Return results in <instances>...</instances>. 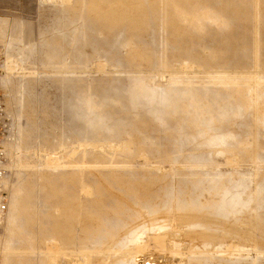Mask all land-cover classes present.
Here are the masks:
<instances>
[{"label":"rangeland","instance_id":"374dc122","mask_svg":"<svg viewBox=\"0 0 264 264\" xmlns=\"http://www.w3.org/2000/svg\"><path fill=\"white\" fill-rule=\"evenodd\" d=\"M0 59V264H264V0H0Z\"/></svg>","mask_w":264,"mask_h":264},{"label":"built area","instance_id":"2783aa9c","mask_svg":"<svg viewBox=\"0 0 264 264\" xmlns=\"http://www.w3.org/2000/svg\"><path fill=\"white\" fill-rule=\"evenodd\" d=\"M3 83V69L0 59V239L3 236L4 223L8 215V179H9V161L6 143L4 142V133L8 121V113L4 101L1 86Z\"/></svg>","mask_w":264,"mask_h":264},{"label":"bare ground","instance_id":"6f19581e","mask_svg":"<svg viewBox=\"0 0 264 264\" xmlns=\"http://www.w3.org/2000/svg\"><path fill=\"white\" fill-rule=\"evenodd\" d=\"M178 9H179V8H178ZM136 37H137V36H136ZM138 37L140 38V36H138ZM134 38H135V37H134ZM140 39H141V38H140ZM138 40H139V39H138ZM121 43H122V42H121ZM124 43H125V42H124ZM211 51H212V50H211ZM137 84H138V83H137ZM138 87H140V86H138ZM127 88H128V87H127ZM141 88H143V87H141ZM118 89H119V88H118ZM136 89H138V88H136ZM121 90H122V89H121ZM132 91H133V90H132ZM140 91H142V89H140ZM154 91H155V90H154ZM121 92H125V91H121ZM149 92H150V91H149ZM176 92H177V90H176ZM139 93H140V92H139ZM141 93H143V92H141ZM144 93H145V92H144ZM152 93H153V92H152ZM154 93H156V92H154ZM159 93H160V91H159ZM179 93H180V91H179ZM81 94H82V93H81ZM89 94H90V93H89ZM104 94H105V93H104ZM146 94H147V92H146ZM156 94H157V93H156ZM192 94H193V93H192ZM195 94H196V93H195ZM87 95H88V94H87ZM87 95H86V96H87ZM124 95H126V93H124ZM147 95H148V94H147ZM147 95H145L146 98H148ZM153 95H154V94H153ZM177 95H178V94H177ZM186 95H187V98H188V95H189V94L186 93ZM235 95H236V94H235ZM115 96H116V95H115ZM138 96H139V95H138ZM145 96H144V97H145ZM150 96H151V95H150ZM157 96H158V95H156L155 97H157ZM173 96H174V95H173ZM192 96H193V95H192ZM192 96H191L190 98H192ZM204 96H205V95H204ZM88 97H89V96H88ZM97 97H98V95H97ZM118 97H121V96H118ZM123 97H124V96H122V98H123ZM128 97H129V96H128ZM128 97H127V98H128ZM162 97H163V95H162ZM170 97H171V95H170ZM175 97H176V96H175ZM193 97H194V96H193ZM112 98H113V97H112ZM133 98H134V97H133ZM141 98H142V97H141ZM153 98H154V97H153ZM164 98H165V97H164ZM164 98H163V99H164ZM183 98H185V97H183ZM196 98H197V97H196ZM90 99H91V97H90ZM93 99H94V98H93ZM125 99H126V98H125ZM130 99H131V98H130ZM135 99H136V98H135ZM157 99H159V97H158ZM160 99H161V98H160ZM167 99H168V98H167ZM181 99H182V98H181ZM188 99H189V98H188ZM204 99H205V98H204ZM210 99H212V98H210ZM100 100H101V99H100ZM109 100H110V99H109ZM145 100H146V99H145ZM165 100H166V98H165ZM165 100H164V101H165ZM192 100H193V98H192ZM115 101H116V100H115ZM117 101H118V100H117ZM122 101H123V100H122ZM124 101H125V100H124ZM142 101H143V100H142ZM146 101H147V100H146ZM148 101H149V100H148ZM148 101H147V102H148ZM157 101H160V100H157ZM177 101H179V100H177ZM177 101H176V102H177ZM187 101H188V100H187ZM193 101H194V100H193ZM195 101H196V100H195ZM197 101H198V99H197ZM207 101H208V100H207ZM101 102H102V100H101ZM151 102H153V101H151ZM155 102H156V100H155ZM166 102H167V100H166ZM170 102H171V101H170ZM199 102H200V100H199ZM91 103H92V102L89 101L88 99L83 98V97H80V98H78V100H77V104H76V105L73 104V106L71 107V110H72L71 113H72L74 110H76V109H77V110H84V109L87 110V109H89V108H92ZM95 103H96V102H95ZM131 103H132V102H131ZM200 103H202V102H200ZM216 103H217V102H216ZM226 103H227V102H226ZM229 103H230V102H229ZM238 103H239V102H238ZM93 104H94V102H93ZM100 104H101V103H100ZM127 104H128V103H127ZM159 104H160V103H159ZM162 104H163V103H162ZM168 104H169V103H168ZM191 104H192V102H191ZM194 104H196V103H194ZM206 104H208V103H206ZM97 105H98V104H97ZM129 105H130V103H129ZM137 105H138V104H137ZM153 105H156V106H157V103H156V104H153ZM153 105H152V107H153ZM188 105H189V104H188ZM197 105H199V103H197ZM211 105H212V104H211ZM211 105H210V106H211ZM215 105H216V104H215ZM74 106H75V107H74ZM98 106H100V105H98ZM140 106H141V105H140ZM162 106H163V105H162ZM164 106H165V104H164ZM193 106H194V105H192V108H191V109H193ZM200 106H201V104H200ZM203 106H204V104H203ZM223 106H224V105H223ZM223 106H222V107H223ZM126 107H127V106H126ZM130 107H131V106H130ZM136 107H137V106H136ZM143 107H144V106H143ZM146 107H147V106H146ZM154 107H155V106H154ZM154 107H153V108H154ZM158 107H159V106H157V108H156V107H155V108L158 109ZM224 107H225V106H224ZM100 108H101V107H100ZM150 108H151V107H150ZM153 108H152V109H153ZM173 108H175V107H173ZM195 108H196V107H195ZM197 108H198V107H197ZM202 108H203V107H202ZM209 108H210V107H209ZM98 109H99V108H98ZM186 109H187V108H186ZM198 109L200 110V108H198ZM203 109H204V108H203ZM206 109H207V108H206ZM210 109H213V108H210ZM210 109H209V110H210ZM220 109H221V108H220ZM226 109H227V108H226ZM226 109H225V110H226ZM234 109H235V108H234ZM77 110H76V111H77ZM96 110H97V109H96ZM96 110H93V111H96ZM115 110H116V109H115ZM195 110H196V109H195ZM199 110H198V111H199ZM209 110H208V111H209ZM90 111H92V110L90 109ZM151 111H152V110H151ZM162 111H163V110H162ZM178 111H179V110H178ZM216 111H217V110H216ZM218 111L220 112V110H218ZM74 112H75V111H74ZM78 112H79V111H78ZM78 112H77V113H78ZM156 112H157V111H156ZM194 112H195V111H194ZM196 112H197V111H196ZM201 112H202V111H201ZM203 112H204V111H203ZM203 112H202V113H203ZM81 113H83V112H81ZM88 113H89V112H88ZM115 113H116V112H115ZM148 113H149V112H148ZM152 113H153V112H152ZM208 113L210 114L211 111L208 112ZM208 113H207V114H208ZM220 113H222V111H221ZM226 113H227V112H226ZM226 113H225V114H226ZM74 114H75V113H74ZM108 114H109V113H108ZM199 114H200V113H199ZM204 114H205V113H204ZM237 114H238V113H237ZM75 115H76V114H75ZM77 115H78V114H77ZM92 115H93V114H92ZM98 115H99V114H98ZM112 115H113V114H112ZM211 115H212V114H211ZM72 116H73V115H72ZM99 116H100V115H99ZM200 116H201V114H200ZM87 117H88V116H87ZM87 117H86V118H87ZM90 117H91V116H90ZM101 117H103V116L101 115ZM116 117H117V116H116ZM212 117H214V116L212 115ZM80 118H81V117H80ZM109 118H110V117H109ZM163 118H164V117H163ZM160 119H161V118H160ZM164 119H165V118H164ZM215 119H216V118H215ZM99 120H101V119H99ZM104 120H105V119H104ZM162 120H163V119H162ZM116 121H117V120H116ZM125 121H126V120H125ZM100 122H101V121H100ZM85 123H86V122H85ZM97 124H100V123H98V119H97V118H93V119H91V120L88 121V125H89V126H93V125H97ZM102 124H103V123H102ZM102 124H101V125H102ZM116 124H117V123H116ZM131 124H132V123H131ZM109 126H110V125H109ZM116 126H117V125H116ZM129 126H130V125H129ZM112 127H113V126H112ZM118 127H119V126H118ZM96 128H97V127H96ZM98 128H99V127H98ZM98 128H97V129H98ZM105 128H106V126L104 127V129H105ZM181 128H182V127H181ZM91 129H92V128H91ZM99 129H100V128H99ZM115 129H116V128H115ZM115 129H114V130H115ZM112 130H113V129H112ZM117 130H118V129H117ZM212 139H213V138H212ZM214 139H215V138H214ZM216 140H217V139H216ZM210 141H211V140H210ZM211 142H212V141H211ZM218 143H219V142H218ZM218 143H217V144H218ZM213 186H214V185H212L211 187L213 188ZM214 188H215V186H214ZM214 188H213V189H214ZM259 193H260V192H259ZM224 194H225V193H224ZM256 196H257V195H256ZM238 202H239V201H238ZM230 205H231V204H230ZM235 206H236V205H235ZM229 208H230V207H229ZM232 209H234V208H232ZM219 211H220V209H219ZM230 211H231V210H230ZM235 211H236V210H235Z\"/></svg>","mask_w":264,"mask_h":264}]
</instances>
